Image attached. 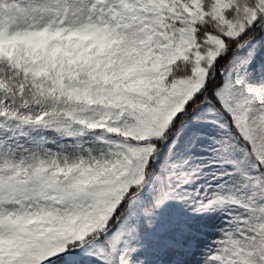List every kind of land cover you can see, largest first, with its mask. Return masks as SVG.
<instances>
[{"label": "snow or ice", "instance_id": "snow-or-ice-1", "mask_svg": "<svg viewBox=\"0 0 264 264\" xmlns=\"http://www.w3.org/2000/svg\"><path fill=\"white\" fill-rule=\"evenodd\" d=\"M0 264H264V0H0Z\"/></svg>", "mask_w": 264, "mask_h": 264}]
</instances>
